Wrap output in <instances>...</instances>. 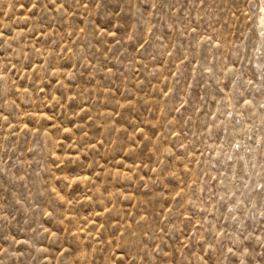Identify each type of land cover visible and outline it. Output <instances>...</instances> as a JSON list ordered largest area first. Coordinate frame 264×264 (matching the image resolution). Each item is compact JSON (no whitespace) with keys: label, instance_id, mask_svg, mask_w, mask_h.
Here are the masks:
<instances>
[{"label":"rangeland","instance_id":"374dc122","mask_svg":"<svg viewBox=\"0 0 264 264\" xmlns=\"http://www.w3.org/2000/svg\"><path fill=\"white\" fill-rule=\"evenodd\" d=\"M262 6L0 0V264H264Z\"/></svg>","mask_w":264,"mask_h":264},{"label":"bare ground","instance_id":"6f19581e","mask_svg":"<svg viewBox=\"0 0 264 264\" xmlns=\"http://www.w3.org/2000/svg\"><path fill=\"white\" fill-rule=\"evenodd\" d=\"M261 11H262V16L259 18V25H260L261 30H262V29H264V6H262Z\"/></svg>","mask_w":264,"mask_h":264}]
</instances>
